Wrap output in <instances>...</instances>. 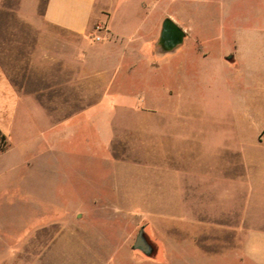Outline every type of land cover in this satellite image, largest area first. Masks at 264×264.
<instances>
[{"label":"rangeland","instance_id":"rangeland-1","mask_svg":"<svg viewBox=\"0 0 264 264\" xmlns=\"http://www.w3.org/2000/svg\"><path fill=\"white\" fill-rule=\"evenodd\" d=\"M46 1L0 0V65L48 87L0 154V264H264L262 179L246 216L261 238L244 253L224 230L246 200L229 183L241 139L264 124V0H98L109 23L81 36L45 23Z\"/></svg>","mask_w":264,"mask_h":264},{"label":"crops","instance_id":"crops-1","mask_svg":"<svg viewBox=\"0 0 264 264\" xmlns=\"http://www.w3.org/2000/svg\"><path fill=\"white\" fill-rule=\"evenodd\" d=\"M97 5L98 0H47L43 12V19L46 24L65 33L74 36H81L88 31L93 23L100 21L104 24L109 23V17L104 15L102 11L97 10ZM80 60L81 67L85 66L88 68L89 64L87 59L83 60L80 58ZM80 80L82 81L81 77ZM85 80L89 82V78L85 77ZM33 83H35V78L29 74H21L17 79L10 78L3 66L0 65V137L7 142V147H0V154L7 152L11 146L9 143V139L11 138V127L22 106L27 109V114H29L30 111L28 106L39 104L36 103L37 101L35 102L36 98H41L42 96L43 98L45 97L44 92L45 90H48V87L41 88L39 90H42V92L36 93L38 90H35L34 87H32L31 84ZM46 103L48 106H52L53 109H57L62 105V103L59 102L51 104L50 102ZM40 105H42V103H40ZM83 108L84 107H82V109ZM58 128H61L60 124H56L51 132L60 131ZM252 128L255 129L253 130L250 143L242 138L240 142V150L238 149L239 158L236 159V167L241 170L240 174L236 176L235 181L229 182L230 184L234 182L235 187H242L244 189L246 200L243 206L239 209L238 215L234 218L235 222L231 224L228 223L224 226L225 231H228V228H233L235 236L234 240L236 243H242V241H244L245 245L243 249L242 246L238 248L244 253H247V251L251 249L254 240H258L261 238L260 236H262V234L256 231L258 228H256L255 224L249 222L246 217L248 214L249 199L256 194L254 188L255 181L262 179V182L264 183V146L261 153L258 154L259 158H247L248 155H246L244 153L245 150H243L244 146L254 148L256 144L259 145L260 143L254 138V135L264 130V124L253 126ZM45 147L49 148V145L46 144ZM206 212L207 211H205L203 215H205ZM224 216L227 219L226 214H224ZM194 224L199 225L200 222ZM254 262L255 264H262L261 259L257 257Z\"/></svg>","mask_w":264,"mask_h":264},{"label":"water","instance_id":"water-1","mask_svg":"<svg viewBox=\"0 0 264 264\" xmlns=\"http://www.w3.org/2000/svg\"><path fill=\"white\" fill-rule=\"evenodd\" d=\"M170 20H165L164 24H170ZM181 33H179L178 31L174 32V35L172 37V40L170 39H165L162 38V45L165 48H171L177 44L180 43V39H181ZM133 249L137 250L139 252H141L142 254H144L145 256H150L151 252H152V247L151 245L148 243L145 235H144V230L143 228L140 229V231L138 232L134 243H133Z\"/></svg>","mask_w":264,"mask_h":264},{"label":"flooded vegetation","instance_id":"flooded-vegetation-1","mask_svg":"<svg viewBox=\"0 0 264 264\" xmlns=\"http://www.w3.org/2000/svg\"><path fill=\"white\" fill-rule=\"evenodd\" d=\"M178 31L179 33H181V31L175 27L173 24H164V22L162 23V27H161V34H160V38H167L172 40V37L174 35V32ZM182 35V33H181ZM172 48V47H171Z\"/></svg>","mask_w":264,"mask_h":264}]
</instances>
